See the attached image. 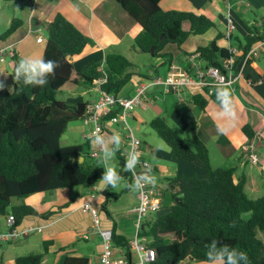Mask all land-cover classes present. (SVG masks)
I'll use <instances>...</instances> for the list:
<instances>
[{"label": "trees", "instance_id": "1", "mask_svg": "<svg viewBox=\"0 0 264 264\" xmlns=\"http://www.w3.org/2000/svg\"><path fill=\"white\" fill-rule=\"evenodd\" d=\"M115 1L141 26L134 37V47L142 53L163 58L159 66L170 65L173 59L170 53L165 52L167 46L174 45L180 50L188 35L203 34L215 26L204 14L162 8L160 0ZM20 25L21 20L13 18L0 34V41H5ZM244 26L247 33L241 47L245 51L264 39V26L259 27L255 23H244ZM221 34L219 32L206 45L194 50L198 65L222 68L230 52L227 47L216 43ZM86 44L85 35L57 12L47 25L42 54L45 60L57 62L55 72L48 77V84L33 87L17 81L14 78L16 63L12 89L0 86V216L12 213L17 226L25 216L35 214L36 210L24 204L13 206V198L24 199L60 188L89 186L100 181L105 171L102 164L76 159L85 152L86 143L60 144L69 123L82 120L88 102L69 103L58 99L57 92L65 83L93 85L95 79L104 76L105 82L100 88L123 96L120 91L132 76L130 68L133 63L125 55L109 51L103 62L89 61L80 69H75L70 58L80 55ZM190 54L185 53L186 56ZM241 59L242 55L236 58L235 67ZM101 65L102 71H99L97 68ZM184 68L191 72L192 66L189 64ZM205 97L203 93H196L192 95V101L204 110L207 104ZM210 97L218 101L216 90ZM148 125L168 146L171 160L197 162L204 172L202 177L178 174L165 178L177 187L172 193V203L153 213L149 219H144L138 231L139 236H145L148 245L156 252L152 264L211 263L207 251L213 240L218 241L217 249L226 244L246 251L250 264H264V192L251 198L245 191L246 175L243 172L237 174L235 167H212L209 149L196 133L190 144L163 117L152 118ZM242 131L249 138L253 136L248 125H244ZM224 141L227 138L221 134L218 142ZM117 155L123 160V156ZM118 174L130 181L128 170L121 169ZM76 197L75 193L67 203ZM177 197L179 201H175ZM108 200L97 209L110 217L106 210ZM244 213H250L249 217L244 218ZM111 228L113 247L122 249L127 257H131L130 239L116 234L114 226ZM48 243H43L41 252L16 257L15 264H46L42 257ZM62 264H88V259L85 256H67Z\"/></svg>", "mask_w": 264, "mask_h": 264}, {"label": "crops", "instance_id": "2", "mask_svg": "<svg viewBox=\"0 0 264 264\" xmlns=\"http://www.w3.org/2000/svg\"><path fill=\"white\" fill-rule=\"evenodd\" d=\"M9 3L13 4L12 11L15 14L12 19H20L21 25L5 41H0V50H3L5 54L7 50H14V58L5 55L4 60H0L1 87L5 80L13 86V68L21 59L42 57L47 33L42 35L41 32L44 29L47 32V25L57 12L62 13L71 21L87 39L83 52L70 58L75 69H80L83 66L82 62H103L105 54L109 51L121 53L132 61L133 66L130 68L132 76L121 89V95H131L140 82L156 75L165 76L168 70L169 64L159 66L164 61L161 58L157 64L148 69L147 73L142 74L136 71L138 65L129 54L122 50L131 49L135 56L137 53H142L133 44L134 37L141 30V26L115 0H22ZM159 5L166 9L204 14L215 25L203 34L188 35L181 43L180 50L174 45L167 46L165 52L172 55L171 63L174 62L183 67L190 64L188 55H185L186 52L193 54L198 46L206 45L219 32L222 34L216 43L222 47L230 45L237 48L238 57L247 33L244 23L262 22L264 26V0H160ZM227 12L232 15L236 24L230 39L225 37ZM218 25L222 26L221 30ZM184 27L187 28V26ZM39 35L42 36L41 42L37 41ZM7 59H10V62H7ZM70 85L76 87L77 98L82 97L83 100L77 98L61 100L69 103L88 102L89 104L98 97L92 84L70 83ZM226 87L233 102L234 117L223 115L220 101H215L210 96L205 97L207 104L204 110L198 108L192 101V95L196 93V90H186L184 101H180L174 93H164L159 88H152L147 92L148 98L152 99L147 108H136L128 116V122L134 134L142 143L140 159L147 163V166L140 163L142 165L139 168L140 171L156 177L155 184L148 182L150 186L165 188L161 191V208L165 207L166 194L172 196V193L177 190V187L165 178L189 173H186L188 170L186 162L169 158L168 146L161 150L157 149L152 143H147L141 135H138L139 130H146L149 121L156 116L163 117L166 122L167 118H172L182 129L199 134L201 139L206 140L202 139L204 142L209 141L210 137L217 138L216 141L222 148L223 157L230 163L228 167H235L237 174L243 172L246 175L245 191L250 187L252 192L259 194L264 192V183L259 185V181L256 180L259 176L264 177V45L261 48V54L244 66L242 77L233 86ZM244 125L250 126L253 132L251 138L242 131ZM91 127V123L84 124L82 120H75L69 123L63 135L64 137L67 133L70 135L66 145L87 144L85 152L80 155L82 161L85 159L91 164H100L102 157L90 156V153L98 147V144L93 143ZM115 134L121 137L118 147L112 140ZM221 134L227 138L224 143L218 142ZM103 137L107 148L115 149L111 164L119 172L122 169V159L117 154L123 156L128 149L126 130L121 123H108ZM249 139L255 144V151L258 155L256 162L245 158L240 148L241 144ZM206 145L210 150L207 143ZM102 165L105 167L103 162ZM202 176H204L203 170L200 173V177ZM137 192L138 189L133 182L122 178L116 187L102 185L98 181L89 186L73 189L60 188L29 195L24 199H16L18 201L15 202L11 201L13 206L24 204L36 210L35 214L22 219L18 225L20 229L40 227L42 230L29 231L15 241L0 243V264H15L16 257L20 255L41 252L45 241L49 242L47 251L42 257V261L46 264H62L67 256H85L88 264H100L98 258L101 249L100 238L91 228L90 214L81 209L82 203L86 199L94 198L93 204L100 207L106 199H109L106 203V210L110 217L100 212L102 226H114L116 234L131 240L136 232L137 215L134 207L137 204ZM75 193L77 197L67 203ZM150 213L153 215L155 212ZM149 218L145 216L144 219ZM5 220L6 215L0 223L4 222V227ZM116 251L117 255L125 254L122 249H116ZM131 257L133 258L132 253Z\"/></svg>", "mask_w": 264, "mask_h": 264}, {"label": "built area", "instance_id": "3", "mask_svg": "<svg viewBox=\"0 0 264 264\" xmlns=\"http://www.w3.org/2000/svg\"><path fill=\"white\" fill-rule=\"evenodd\" d=\"M256 25L261 27L263 23L258 22ZM225 26V37L230 39L232 32L236 28V24L229 12L225 15ZM37 41H42L41 35L37 37ZM263 45L264 39L255 42L245 51L241 49L240 55H242V59L236 67L234 64L239 50L230 45L227 47L230 57L224 60L222 68L213 65L202 67L196 63L197 54H192L188 56V61L193 67L191 72L187 71L182 65L172 62L168 66L165 76L156 75L146 81L140 82L135 91L130 96L125 97L116 96L113 93L102 90L100 86L105 82V77L100 76L93 81V89L98 93V97L86 106L82 121L84 124H92L91 135L94 138L97 135L103 136L109 122L121 123L126 130L128 144V149L123 155L122 170H127L126 160L133 152L138 154V163L147 166V163L140 159L142 155L141 140L134 134L133 128L128 122V116L134 109H145L152 102V99L148 98L147 92L152 88H159L164 93H174L180 101H184L186 90H196V93L211 96L217 89V86H233L242 77L244 66L261 54ZM5 55L13 57L14 50H7L6 54L3 50H0V60H4ZM97 69L102 71V65ZM105 148H107V145L105 139H103L98 144L97 149L90 153V156L93 158H103ZM240 148L245 158L252 162L258 161L253 140H247L241 144ZM136 165L134 170H128L130 181L133 183L139 179V175H143L140 169L136 168ZM141 183L142 186L137 188V204L134 207L137 215L136 232L130 240L131 252H135L136 260H133L132 257H127L126 254L117 255V251L113 247L112 228L102 226L100 213L92 202L94 198L86 199L82 203L81 209L90 214L91 228L100 238L101 249L98 256L100 264H152L154 262L156 256L154 248L148 245L145 236H139L138 231L140 224L144 220L143 218L148 213L161 209L162 188L160 186H150L148 182ZM33 230L41 231L42 228L20 229L16 225L15 216L9 213L6 216L4 229L0 230V243L15 241Z\"/></svg>", "mask_w": 264, "mask_h": 264}, {"label": "clouds", "instance_id": "4", "mask_svg": "<svg viewBox=\"0 0 264 264\" xmlns=\"http://www.w3.org/2000/svg\"><path fill=\"white\" fill-rule=\"evenodd\" d=\"M56 67L57 62L54 60H45L43 57L24 58L21 59L15 67L14 78L17 81H22L24 85L44 87L48 84V77L55 72ZM216 98L220 101L223 107L222 114L227 117H234L235 112L233 102L226 86H217ZM103 139V136L97 135L95 136L93 143L100 144ZM112 140L116 142L118 147L121 142V137L119 134H115L112 136ZM114 155L115 149L105 148L103 158H101L106 168L100 179L102 185L116 187L122 180V177L111 164V159ZM138 162V154L133 152L126 160V169L129 171L134 170L135 165ZM141 182H151L155 184L156 177L147 174L139 175V179L135 180L134 186L140 188L142 186ZM217 243V240H213L207 251V257L211 264H250L249 256L246 251L229 247L226 244L217 249Z\"/></svg>", "mask_w": 264, "mask_h": 264}, {"label": "rangeland", "instance_id": "5", "mask_svg": "<svg viewBox=\"0 0 264 264\" xmlns=\"http://www.w3.org/2000/svg\"><path fill=\"white\" fill-rule=\"evenodd\" d=\"M9 2L10 1L0 0V34L6 30V28L9 26V23H10L12 17L15 15L14 12L12 11L13 4H10ZM184 26H187V24L185 23ZM218 27L220 30L222 29V26L218 25ZM46 33L47 32L45 29L41 32L42 35H46ZM122 51L124 53L129 54L130 57L132 59H134V61L138 65L136 71H138L139 73H142V74L147 73L149 68H151L154 64H157L161 60V57H154L151 55V53H137V56H135L134 51L131 49H123ZM7 62H10V59H7ZM85 63H87V62H82L83 65ZM76 67H78V66L76 65ZM12 81L14 83L13 79H12ZM81 84L84 85L83 83H81ZM1 85L3 88H6L8 90L12 89V86H10V82L8 80H5ZM77 95H78V93L76 91V87H72L70 85V83H65L64 85H62L57 92V98L58 99L77 98ZM77 99L83 100L82 97L77 98ZM257 107L259 109L263 110L259 106H257ZM79 120H81V119H79ZM167 123L173 130H175L177 133H179V135L183 139H185V141H187L190 144L192 143L193 135L195 134L194 132H190L189 130L182 129L180 126H178L172 120V118H167ZM63 134H62L60 141H59L62 146L66 145L68 143L66 141H67V138L70 136L69 133H67L66 137H64ZM138 135H141L147 143H150V144L152 143L155 147H157V149L161 150V148H167V145L165 144V142L157 135L155 130H153L150 126H148L146 130L140 129L138 132ZM198 136L200 137L199 134H198ZM202 139L204 140V138H202ZM216 140H217V138L210 137V140L205 142L210 147L209 151H210V158H211L212 167H228L230 165V163L228 161H226V158L223 157L222 151H221L222 148L219 146V144L217 143ZM204 141H206V140H204ZM100 164H102V162ZM186 165L188 166V170L186 172V173H189L188 175L195 174L197 176H200L202 169L200 168V166L197 163L194 164V163L186 162ZM256 180H257V182L259 181L258 182L259 185H260V183H264V177L259 176V178ZM246 193L248 194L249 197L256 198V197L260 196V194L263 193V191L259 194L257 192H252L251 188L248 187V188H246ZM15 201H18V200L13 198L12 202H15ZM171 203H172V196L170 194H166L165 199H164L165 207L169 206ZM158 213H160V212H158ZM249 215H250V213H244L243 217L248 218ZM146 216L150 217V216H152V213H148ZM3 220H4V216H0V223ZM3 228H4V222H3V224H0V230H2ZM260 236L263 237V235H261V234H260ZM3 243H7V242H3ZM132 255H133V260H136L135 252H132ZM200 264H211V263H200Z\"/></svg>", "mask_w": 264, "mask_h": 264}, {"label": "water", "instance_id": "6", "mask_svg": "<svg viewBox=\"0 0 264 264\" xmlns=\"http://www.w3.org/2000/svg\"><path fill=\"white\" fill-rule=\"evenodd\" d=\"M79 162H81L82 161V158H81V156H78L77 158H76ZM142 165L140 164V163H138L137 165H136V168H140ZM175 201H179V198L177 197V198H175Z\"/></svg>", "mask_w": 264, "mask_h": 264}]
</instances>
